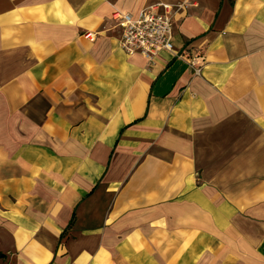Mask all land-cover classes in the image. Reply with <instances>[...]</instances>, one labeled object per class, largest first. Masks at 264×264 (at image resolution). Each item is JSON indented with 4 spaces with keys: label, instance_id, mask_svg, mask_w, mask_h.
Returning <instances> with one entry per match:
<instances>
[{
    "label": "crops",
    "instance_id": "1",
    "mask_svg": "<svg viewBox=\"0 0 264 264\" xmlns=\"http://www.w3.org/2000/svg\"><path fill=\"white\" fill-rule=\"evenodd\" d=\"M162 1L0 0V264H264V0Z\"/></svg>",
    "mask_w": 264,
    "mask_h": 264
},
{
    "label": "built area",
    "instance_id": "2",
    "mask_svg": "<svg viewBox=\"0 0 264 264\" xmlns=\"http://www.w3.org/2000/svg\"><path fill=\"white\" fill-rule=\"evenodd\" d=\"M187 2H157L141 8L137 13L115 10L112 17L119 30L120 47L127 53L142 54L149 62H153L162 50H172L173 14ZM195 59L196 56H191L188 63L197 73L201 65H196Z\"/></svg>",
    "mask_w": 264,
    "mask_h": 264
}]
</instances>
